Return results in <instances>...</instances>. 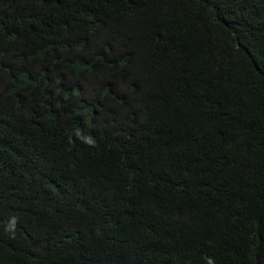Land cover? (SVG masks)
Wrapping results in <instances>:
<instances>
[{
  "label": "trees",
  "instance_id": "16d2710c",
  "mask_svg": "<svg viewBox=\"0 0 264 264\" xmlns=\"http://www.w3.org/2000/svg\"><path fill=\"white\" fill-rule=\"evenodd\" d=\"M264 264V0H0V264Z\"/></svg>",
  "mask_w": 264,
  "mask_h": 264
},
{
  "label": "clouds",
  "instance_id": "9594fccd",
  "mask_svg": "<svg viewBox=\"0 0 264 264\" xmlns=\"http://www.w3.org/2000/svg\"><path fill=\"white\" fill-rule=\"evenodd\" d=\"M208 264H212V261H211V260H209V261H208Z\"/></svg>",
  "mask_w": 264,
  "mask_h": 264
}]
</instances>
